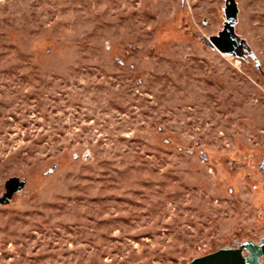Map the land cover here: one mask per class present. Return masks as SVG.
Instances as JSON below:
<instances>
[{
	"label": "rangeland",
	"instance_id": "1",
	"mask_svg": "<svg viewBox=\"0 0 264 264\" xmlns=\"http://www.w3.org/2000/svg\"><path fill=\"white\" fill-rule=\"evenodd\" d=\"M0 0V264H190L264 238V0ZM264 263V257L262 258Z\"/></svg>",
	"mask_w": 264,
	"mask_h": 264
},
{
	"label": "water",
	"instance_id": "2",
	"mask_svg": "<svg viewBox=\"0 0 264 264\" xmlns=\"http://www.w3.org/2000/svg\"><path fill=\"white\" fill-rule=\"evenodd\" d=\"M226 7L227 23L225 32L214 36L210 43L222 52L232 54L237 51L238 37L234 32V25L237 20L236 0H227ZM25 180L20 181L13 177L6 183L7 192L0 202H8L13 195L25 185ZM247 252V255L244 252ZM264 238L259 241L252 239L240 243L238 247L226 246L209 254L193 258L190 264H264Z\"/></svg>",
	"mask_w": 264,
	"mask_h": 264
},
{
	"label": "flooded vegetation",
	"instance_id": "3",
	"mask_svg": "<svg viewBox=\"0 0 264 264\" xmlns=\"http://www.w3.org/2000/svg\"><path fill=\"white\" fill-rule=\"evenodd\" d=\"M244 254L247 255V252L245 251Z\"/></svg>",
	"mask_w": 264,
	"mask_h": 264
}]
</instances>
